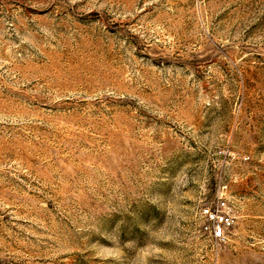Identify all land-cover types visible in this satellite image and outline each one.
<instances>
[{
	"label": "rangeland",
	"instance_id": "374dc122",
	"mask_svg": "<svg viewBox=\"0 0 264 264\" xmlns=\"http://www.w3.org/2000/svg\"><path fill=\"white\" fill-rule=\"evenodd\" d=\"M0 264H264V0H0Z\"/></svg>",
	"mask_w": 264,
	"mask_h": 264
},
{
	"label": "built area",
	"instance_id": "2783aa9c",
	"mask_svg": "<svg viewBox=\"0 0 264 264\" xmlns=\"http://www.w3.org/2000/svg\"><path fill=\"white\" fill-rule=\"evenodd\" d=\"M225 201L221 198L218 201V208H205L202 214L213 223L212 233L217 239H224L225 232L231 225V217L224 211Z\"/></svg>",
	"mask_w": 264,
	"mask_h": 264
}]
</instances>
